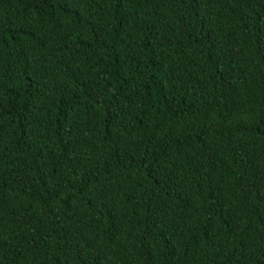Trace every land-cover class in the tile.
<instances>
[{
	"label": "trees",
	"instance_id": "trees-1",
	"mask_svg": "<svg viewBox=\"0 0 264 264\" xmlns=\"http://www.w3.org/2000/svg\"><path fill=\"white\" fill-rule=\"evenodd\" d=\"M0 264H264V0H0Z\"/></svg>",
	"mask_w": 264,
	"mask_h": 264
}]
</instances>
